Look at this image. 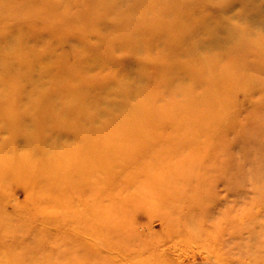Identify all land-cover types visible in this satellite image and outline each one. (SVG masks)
Masks as SVG:
<instances>
[{
	"label": "rangeland",
	"instance_id": "obj_1",
	"mask_svg": "<svg viewBox=\"0 0 264 264\" xmlns=\"http://www.w3.org/2000/svg\"><path fill=\"white\" fill-rule=\"evenodd\" d=\"M124 1L0 0V40L3 44L13 40L12 50H16L10 57L16 63L25 58L19 54L20 50L27 51V46L28 49L38 47L37 57L29 51L30 58L36 61V74H42V63L49 62L46 56L49 49H57L61 57L64 52L60 48L66 43L79 47V55L68 54L57 64L65 70L62 73L76 75L78 72L84 84L98 86L97 89L106 88L117 75L119 79L131 74L138 76L146 72L147 75L157 67L156 72L173 74L175 79L185 76L195 82L189 77L190 70L183 72L181 66L175 64L179 59L174 47L179 52L192 45L196 46L195 55L204 53L201 63L205 70L204 144H210L208 149L204 146L208 151L204 155V176L209 175L210 179L204 184L205 219L199 232L203 236L189 235L185 229L168 226L161 214L151 209L134 214L130 199L125 203L116 200L115 210L108 206L101 209L97 199H80L75 195L67 196L64 203L58 200L62 203L59 206L54 205L53 197L39 191L40 182L45 185L44 180H36L35 174L16 166L20 155L15 140L18 143L21 136L30 135L26 125L29 118L34 121L22 97L36 99L16 91L13 95H20L21 99L16 98V103L0 109V264H264V233L255 232V237L251 236L253 229L264 227V217L259 220L264 215V27L252 28L245 22L252 32V42L243 41L238 50L233 49L235 54L232 55H237L235 68L233 62L225 59L231 50L217 49L212 43L213 30L206 25L204 37L200 38L202 42L188 40L185 44L184 38L179 37L174 43L167 39L164 46L160 45L166 34L163 32L180 24L179 20L162 22L178 10L179 0H171L174 4L160 0L165 5L157 1L151 3V0ZM231 1L235 4L232 15H250L249 9L243 6L255 0ZM256 1L258 6L264 4V0ZM210 5L204 0V13ZM182 8L181 12L187 15L197 9ZM260 19H264V12ZM235 24L238 26V22ZM239 27L243 30L244 25L239 24ZM244 30L243 33L239 30V35L242 40H249L251 36ZM42 41L45 44L39 47ZM16 51L19 53L15 54ZM7 53L11 54L9 50ZM181 58L186 63L197 64L194 57ZM172 59L175 63L165 65ZM89 65L92 71L87 69ZM112 71L117 72L116 76L107 78V72ZM190 85L188 90L194 87L193 83ZM16 117L18 120L14 119ZM21 117H26L25 121ZM235 126L243 130L233 133ZM228 130L232 133H227ZM219 140H224L227 149L218 146ZM217 151L220 154L227 151L235 169L224 154L215 159ZM222 178L224 183H218ZM256 187L258 194H254ZM211 197H215L213 201ZM117 213L128 217L120 221ZM218 223H221L219 229ZM133 224L136 230L131 234ZM116 232L119 237L114 236ZM94 234L99 235L98 240L92 238ZM124 236L133 241L126 244ZM231 240L234 244H229ZM225 242H229L226 244L229 248L225 247Z\"/></svg>",
	"mask_w": 264,
	"mask_h": 264
},
{
	"label": "bare ground",
	"instance_id": "obj_2",
	"mask_svg": "<svg viewBox=\"0 0 264 264\" xmlns=\"http://www.w3.org/2000/svg\"><path fill=\"white\" fill-rule=\"evenodd\" d=\"M156 1L165 5L160 0H151V3ZM167 1L174 4L171 0ZM167 1L165 0V3ZM207 1L211 5L204 13V0H179L178 10L166 16L162 22L179 20L180 24L177 23L173 30L163 32L166 34L160 40V45L164 46L167 39L174 43L179 37L184 38L182 40L186 42L185 44L189 43L188 40L202 42L200 38L204 37V25H206L213 30L212 43L216 48L223 51L231 50L225 59L227 62H233L236 68L237 63L234 61L237 60V55H232L235 54L232 51L236 48L238 50V45L243 41L252 42L253 36L250 35L252 32L248 26L264 27V19H260V14L264 12V4L258 6L256 0L246 2L243 7L249 9L250 15L246 13L232 15L235 4L231 0ZM187 6L197 8L196 12L190 15L182 13L180 8ZM232 20L234 23L238 22V26L234 25ZM245 22L249 23L248 26H245ZM239 24H243L247 29L248 35L251 36L249 40H242L243 37L238 31L241 30L243 33L245 30L240 29ZM228 27L232 28L227 29ZM43 44L44 41L38 46ZM197 44L201 45L199 42ZM12 47L13 40H7L4 44L0 40V78H2L0 109L16 103V98H20L18 94L17 97L13 95L16 91L36 98L30 100L22 97L26 100L24 106L26 110L28 109L27 113H30L29 116L34 121L29 118L26 125L30 135L26 133L21 136L18 143L15 140L20 155L16 166L21 170L27 169L32 175L35 174L36 180L40 178L44 180L45 185L40 182L39 191L42 195L53 197L55 200L53 204L57 206L64 203L69 198L67 196L75 195L80 199H97L101 209L108 206L113 210L117 205L116 200L125 203L130 199L134 206V214H139L142 209L146 211L151 209L158 215L161 214V218L168 222V226L170 224L172 227L185 229L189 235L200 232L205 219L204 184L210 179L209 175L204 176V155L208 152L204 146L208 149L210 145L204 144L205 70L201 67L204 53L195 55L193 48L196 50V46L192 47V45L191 49L188 47L187 50H179V52L174 47L179 59L178 63L173 59L167 60L166 64L163 63L165 65L175 63L178 67L180 65L183 72L186 69L190 70L189 77L192 76L195 82H191L185 76L175 79L173 74L156 72L159 68L157 67L147 75L144 71L145 73H139L138 76L131 74L121 79L115 75L117 72H107L109 73L107 78L112 75L116 77H111L113 80L106 88L97 89L98 86L90 87L84 84L79 78L82 74L78 72H74L75 77L73 74L62 73L65 70L57 62H62L68 54L77 56L81 52L79 47L75 48L69 42L60 48L64 56H58L59 51L54 48L46 52V56L50 59L49 62L42 63V74H36L34 64L36 61L29 56L31 51L34 57H37L38 47L28 49L27 46V51L20 50V53L16 51L15 54L25 56L20 63H16L10 57L16 50L13 51ZM199 49L200 47L197 46V50ZM7 50L11 52L10 55ZM188 56L194 57L197 64L193 61L186 63L181 58ZM141 64L146 66L147 62ZM92 68V65H89L87 69L92 71ZM192 83L193 89L188 90ZM27 113L24 112V115H28ZM14 119L18 120V117ZM239 129L243 130L242 127L235 126L232 132L236 133ZM206 132L209 134L211 129H207ZM14 138H16L15 134ZM223 141L219 140L218 146L227 149ZM217 152L214 154L215 159H219L224 154ZM226 153L224 156H227ZM173 154L176 156L173 157ZM230 157L228 154L226 158L230 160V166L235 169ZM251 172L252 170L247 174ZM222 179L218 183L223 184L224 179ZM258 191L256 187L254 194H258ZM214 198L211 197V201ZM58 200L63 202L58 203ZM127 217V214L117 213V219L120 221ZM261 217L264 215H261L259 220ZM105 222L111 221L105 220ZM220 224H217V229ZM131 227L129 231L132 234L136 230V225L133 224ZM256 229H253L251 236L255 237V232L259 235L264 233V227ZM220 231L224 232L225 229ZM226 232L229 231L226 229ZM201 233L200 236H203ZM128 235L130 236V233ZM98 236L94 234L92 238L97 237L98 240ZM114 236L119 237V232ZM124 238L126 244L133 241L126 236ZM228 243L225 242V247ZM231 243L234 244V240L229 244Z\"/></svg>",
	"mask_w": 264,
	"mask_h": 264
}]
</instances>
